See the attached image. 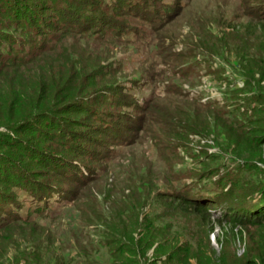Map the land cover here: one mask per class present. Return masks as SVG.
<instances>
[{
    "label": "rangeland",
    "instance_id": "obj_1",
    "mask_svg": "<svg viewBox=\"0 0 264 264\" xmlns=\"http://www.w3.org/2000/svg\"><path fill=\"white\" fill-rule=\"evenodd\" d=\"M23 1L27 8L53 20L45 0ZM160 1L168 5L171 17L156 32L142 20L141 13L117 16L114 13L118 8L111 5L110 17L128 29L122 40L91 38L99 40L94 42L68 36L62 46L84 54L89 62L99 59L102 67L95 75L102 76L103 81L111 80L108 88L115 85L130 93L128 103L142 107L153 96L162 97L153 104L159 119L165 121L167 115L196 118L197 124L211 125L212 136L206 140L190 137L184 148L173 149L172 139L162 132L166 122H147L138 130L139 110L104 104L101 109L108 114L123 115L117 136L123 135L127 142L114 145L113 140L94 134L99 127L95 118L68 113L59 120L70 126L67 129L76 135L78 146L87 154L103 156L93 161L81 156L86 165L100 172V177L78 187L64 180V167L55 172L45 166L42 151L57 149L44 137L53 135L49 128H37L43 130L33 137H28V132L21 136L40 150L14 141L8 147L0 146V189L6 188V180H14L18 173L7 157L21 168V175L34 183L61 182L59 186L68 193V198L61 201L60 196L55 197L52 207L42 213L34 212L36 207L29 197L22 198L24 209L20 213L29 220L0 231L2 263L113 264L120 256L124 258L120 262L140 260V264L259 263L256 228L248 224L231 229L225 222L219 223L225 206L219 208L208 202L231 189L230 198L238 201L236 204L255 205L239 210V215H250L251 221L259 218L264 213V204L258 206L264 201L259 194L264 191V148L255 150L254 143H243L227 123L217 120L201 105L214 103L230 121H252L251 108L257 104L251 106L245 100L255 92L264 94V21L252 20L248 12L252 7L259 8L264 0ZM248 1L253 2L249 5ZM2 6L0 0V29L7 28L10 33H2L13 35L15 24ZM123 12L127 13L125 9ZM36 39L33 48L43 36ZM162 50L166 52L161 58ZM8 51V43L0 37V55ZM170 51L184 55L172 64L181 72L188 71L186 78H181L178 71L174 75L171 65L165 64ZM184 63L187 66H182ZM10 83L0 80L1 85ZM172 86L178 87L181 95L166 93L165 88ZM245 112L250 115L245 117ZM7 118L11 115L5 113L3 119ZM74 119L80 121L77 126H73ZM40 122L50 124L49 119ZM254 126H245V131L250 129L245 136L250 140L255 138ZM11 134L0 128V139ZM29 152H33L34 159H28ZM67 156L62 154V158ZM53 165L59 167L58 163ZM3 178L6 180L2 182ZM202 192L209 196H201ZM185 193L196 204H209L205 207L210 211L200 210L197 205L181 206L168 195Z\"/></svg>",
    "mask_w": 264,
    "mask_h": 264
},
{
    "label": "trees",
    "instance_id": "obj_2",
    "mask_svg": "<svg viewBox=\"0 0 264 264\" xmlns=\"http://www.w3.org/2000/svg\"><path fill=\"white\" fill-rule=\"evenodd\" d=\"M105 1L45 0L50 6L49 11L53 14L49 17L53 18V20H50L44 17L42 12L27 8L23 0H8L9 3L1 0L2 5H4L2 7L5 8L8 18H12L13 21L11 22L15 24L16 30L12 32L13 35H5L2 33L3 31L10 33L7 28L0 29V37L9 45V51L5 55H0V80L5 81V83L6 81H11L9 85L0 84V128L3 127L8 132H12V136H5L0 139V146L6 145L8 147L14 141L15 144L25 145L34 151L40 150L31 143L26 142L25 139H21V136L28 132L30 134L28 137H33L38 130H43L37 128H49L53 135L44 137L55 143L57 149L54 148L49 152L42 151V154L46 156L45 166L55 172L60 171L59 168H65L66 172L63 173L64 180H69L72 183L71 186L76 187L89 181L97 180L100 177V172L86 165L81 156L86 155L87 159L91 161L102 160L103 156L94 155L95 153L92 154V152L85 153V150L78 146V140L74 138L76 136L74 132L72 130L68 131L67 128L70 126H65L63 121L59 120L61 117L63 118L68 113H76L95 118L99 123V127L94 134H102L105 138L113 140L114 145L115 143L119 145L121 142H127L123 135L117 136L123 115L108 114L104 109H101L102 105L109 104V106L126 108L132 106V108L139 110L141 118H139L138 130H142L147 122H152L155 125L159 119L158 115H156L159 112L153 104L162 97L153 96L142 107H139L138 104L136 105V102L128 103L127 99L132 98L130 93L127 92V94L125 89L115 85L112 88H108V84L112 81L106 79L103 81V79H100L103 78L102 76L97 77L95 75V72L102 67L99 59L95 58L89 62V59L83 58L84 54H78L72 47L64 48L62 46L63 39L68 36H77L83 40L94 42L107 38L122 40L120 38L128 29L122 23L114 21V18L110 17L108 13L110 8L108 7L111 5L118 8L116 13H114L117 16H125L132 11L141 13L142 20L152 27L153 32L161 29L171 17L170 8L160 0H110V4ZM252 2L248 1V4L250 5ZM253 8L255 7H252V11L248 12L251 19L264 21V3H261L259 8H255V11ZM123 9L127 13H124ZM28 10L30 13H28ZM24 23L26 26H23ZM132 31L134 30H130V32ZM39 36H43V39L33 48L35 40ZM91 38H99V40ZM163 51L160 52L161 58L166 50ZM167 54L166 58L169 60L165 64L171 65L172 69L170 68V71L174 72V75H177L178 71L181 78H186L188 71L181 72L177 70L179 67H174L172 64L176 60H182L184 55L176 52L172 53L171 51ZM172 57L173 61L170 60ZM187 64L184 63L182 66H187ZM18 70H21V72L19 73ZM4 72H8L12 76L4 75ZM93 72L94 75H92ZM111 73L113 74L110 71ZM99 85H102L101 89L96 88ZM179 90L178 87L174 86L171 89L165 88L166 93L172 95H181ZM255 93L245 100L251 106L257 104L256 107H252L253 109L250 106L252 121L243 120L240 123L230 121L222 109L214 103H205L201 106L213 112L217 120L227 123L232 131L243 138V143L247 145L254 143L253 149L260 150L264 148V94ZM93 94L98 95L91 97ZM7 107L8 109H6ZM5 113L10 114L11 118L3 119ZM144 114H148V118H145ZM245 114V117L250 115L247 112ZM165 117L167 121L166 119H164L165 121L159 120L166 122L162 125V132L172 139L173 149L184 148V144L190 137H199L206 140L212 136L211 125L208 123H205L204 126L197 124L196 121L198 122V119L196 118H180L176 115H167ZM48 119L53 127L47 122L46 126L40 122ZM78 123H80L78 119L73 120V126H77ZM81 124L85 123L82 122ZM248 124H255L252 129L255 138L251 140L245 137L248 132L250 133V129L245 131V126ZM17 135L20 136V139L17 138ZM91 136L94 137V135ZM87 144H91V142L87 141ZM32 153H27L28 159H34ZM62 154L69 156L62 158ZM4 158L11 164L13 170L18 173L16 172L17 177L12 181L6 180V178L1 179L2 182L6 180L5 184L7 187L0 189V231L11 224L27 223L26 221L29 219H25L20 213L24 209V204H22L23 197L31 199V203L36 207L34 211L36 213H42L45 209L49 210L52 207L51 201L57 196H60V201L62 198H68V193L59 186L61 182L54 181L52 184L46 185L34 183L33 179L31 180L21 175L19 170L21 168L15 167L18 165L11 159ZM36 161L39 160L36 159ZM57 163L59 167L53 165ZM207 170L212 172L210 168ZM231 191L230 189L225 194L221 191L208 203L211 202V204L217 205L219 208L225 206V208L222 207L224 215L218 219L219 223L225 222L231 229L248 224L256 228L259 263L253 264H264V213L259 215V218L255 219V221H251L252 217L250 215H239V210L253 209L255 205L245 202H243L245 204H236L238 201L234 202L230 198ZM202 194L201 196L203 197L209 196V193L205 195L206 193L202 192ZM259 194L264 198V191ZM162 195L164 196V194ZM168 195L171 200L178 202L181 206L194 208L193 206L197 205L200 210L210 211L209 208H206L210 206L209 204L192 202L188 198L190 196L189 193ZM263 204L264 201H259L258 206ZM129 254H133V252L130 251ZM123 259L120 256L113 261V264H140V260L128 262L125 259L120 262ZM0 264L5 263L0 260Z\"/></svg>",
    "mask_w": 264,
    "mask_h": 264
}]
</instances>
